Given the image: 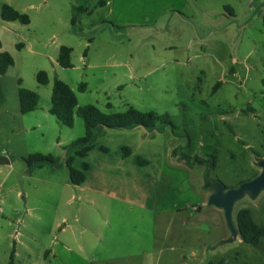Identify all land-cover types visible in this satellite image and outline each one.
Returning a JSON list of instances; mask_svg holds the SVG:
<instances>
[{
	"label": "rangeland",
	"instance_id": "1",
	"mask_svg": "<svg viewBox=\"0 0 264 264\" xmlns=\"http://www.w3.org/2000/svg\"><path fill=\"white\" fill-rule=\"evenodd\" d=\"M100 1L0 0V41L15 59L0 75V156L14 160L0 164V264L11 262L16 239L14 264H264L263 242H229L204 166L176 156L215 157L212 176L226 189L262 172L264 0ZM3 4L25 9L31 23L4 21ZM62 46L73 49L71 68L58 64ZM56 79L80 106L134 108L172 124L102 128L80 157L71 144L86 134L82 117L73 127L55 116L42 129L20 127V87L38 92L42 109ZM33 153L58 157L59 168L31 173L22 158ZM71 157L76 169L89 165L81 188ZM243 208L264 225V192L235 204V225Z\"/></svg>",
	"mask_w": 264,
	"mask_h": 264
},
{
	"label": "trees",
	"instance_id": "2",
	"mask_svg": "<svg viewBox=\"0 0 264 264\" xmlns=\"http://www.w3.org/2000/svg\"><path fill=\"white\" fill-rule=\"evenodd\" d=\"M100 4H105L104 0L100 1ZM229 9V7H226ZM85 10L83 7L78 8V12ZM1 17L6 21H18L22 24H30V17L17 10L9 4H4L1 9ZM18 48L24 46V44H18ZM2 47L0 41V49ZM72 51L73 49L68 46H62L58 57V63L63 68L73 67L72 63ZM15 64L14 57L7 51L0 52V75L7 73L8 69ZM37 80L40 84L46 85L49 83V76L47 72L40 71L37 75ZM264 84V79H263ZM84 85L81 89H84ZM20 98V112L27 114L35 111L38 108L40 96L38 92L29 90L23 87L19 89ZM51 114L57 117L59 122L68 127H73L76 114L83 118L86 126V134L83 137L76 139L71 146L81 147L77 151V155L85 157L92 149V142L95 137L97 129H132L135 127L143 126L150 130L157 128V123L164 125L172 124L169 117L164 115L160 116L154 112H141L134 108H130L124 113H112L106 114L102 112L98 107L94 105L79 106L78 98L72 88L60 79H56L53 87V93L51 98ZM188 159V164L191 166L200 165L204 166V188L214 189L217 183H221L219 179L212 176V170L216 166L215 157H203L200 155H185ZM23 160L28 164L30 170H33L36 166L44 164L58 165L60 160L52 154L33 153L27 157H23ZM73 157L68 160V167L70 170V178L73 185H81L86 180L85 172L88 171L89 165L83 164L82 169H76L72 165ZM225 188H227L224 185ZM236 226L239 231L241 239L252 245H260L264 243V225L260 226L254 220L253 214L249 208L241 209L237 214ZM236 240V239H235ZM15 251L11 254V262L14 264Z\"/></svg>",
	"mask_w": 264,
	"mask_h": 264
},
{
	"label": "water",
	"instance_id": "3",
	"mask_svg": "<svg viewBox=\"0 0 264 264\" xmlns=\"http://www.w3.org/2000/svg\"><path fill=\"white\" fill-rule=\"evenodd\" d=\"M261 6H264V3L257 9L259 10ZM8 162H10L8 157L0 156V164ZM261 167L262 172L256 178L241 184L238 188L226 189L222 183H217L209 197L208 203L210 205L222 208L225 212L229 228L232 232L229 242H233L239 236L238 228L234 222L235 204L245 197L256 199L264 192V161H262Z\"/></svg>",
	"mask_w": 264,
	"mask_h": 264
},
{
	"label": "crops",
	"instance_id": "4",
	"mask_svg": "<svg viewBox=\"0 0 264 264\" xmlns=\"http://www.w3.org/2000/svg\"><path fill=\"white\" fill-rule=\"evenodd\" d=\"M105 4L106 1H105ZM104 4V5H105ZM4 5V4H3ZM2 5V6H3ZM33 6V5H32ZM14 7V6H13ZM14 8H16L17 10H19L20 12L24 13L25 12V9H21V8H18L17 6H15ZM2 9V8H1ZM2 18V17H1ZM6 21V20H4ZM9 22L10 24H14L15 22H18V21H7ZM31 23V22H30ZM161 25L160 28H163L164 29V21L161 22ZM164 31V30H163ZM2 44V43H1ZM18 47V46H17ZM0 52H5V49L3 48V46L1 47L0 49ZM15 60V59H14ZM59 64V63H58ZM15 65V64H14ZM13 65V66H14ZM79 102V101H78ZM79 106H80V103H79ZM50 108H51V105L49 106H46V107H43L41 109V106H40V101H39V105H38V108L35 110V111H32L30 113H27V114H24V117L23 119H21V122H20V127L21 129L23 130H26V131H35L37 129H42L44 127V125L48 124V123H51L53 122L51 119V116H54L53 114H51L50 112ZM28 116V117H27ZM77 116V114H76ZM56 117V116H55ZM57 118V117H56ZM75 122H76V118H75ZM74 122V124H75ZM97 132L98 131H101L100 129H97L96 130ZM58 144H61V145H65V143H67V140H62V138L60 137L59 140L57 141ZM7 154V153H6ZM8 155V154H7ZM10 159V162L8 163H1V164H6V165H9V166H14V160L8 155L6 156ZM23 159V158H22ZM42 166L44 165H40V166H36L35 168H43ZM50 166H53L52 168L53 169H50L51 171L53 170H57V168H59L58 166H54V165H50ZM64 168V167H62ZM68 168V167H67ZM35 170V169H34ZM34 170L31 172L33 173ZM70 171V170H69ZM82 185V184H81ZM81 185H76L78 186L79 188H81ZM1 186V185H0ZM19 194H21V192H19ZM25 197V195H23ZM79 209V208H78ZM106 210L105 207L103 208V211ZM78 216L75 215V219L77 220ZM65 228H63L64 230ZM22 241L20 239H16L15 240V245H14V251H15V258H17V256L19 255V250H18V244L21 243Z\"/></svg>",
	"mask_w": 264,
	"mask_h": 264
},
{
	"label": "flooded vegetation",
	"instance_id": "5",
	"mask_svg": "<svg viewBox=\"0 0 264 264\" xmlns=\"http://www.w3.org/2000/svg\"><path fill=\"white\" fill-rule=\"evenodd\" d=\"M176 156L180 157V160H188L183 153H177Z\"/></svg>",
	"mask_w": 264,
	"mask_h": 264
}]
</instances>
